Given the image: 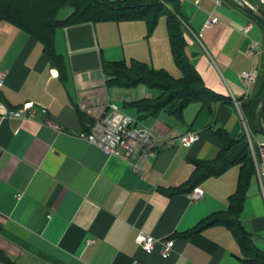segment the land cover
Returning a JSON list of instances; mask_svg holds the SVG:
<instances>
[{
  "label": "crops",
  "instance_id": "1",
  "mask_svg": "<svg viewBox=\"0 0 264 264\" xmlns=\"http://www.w3.org/2000/svg\"><path fill=\"white\" fill-rule=\"evenodd\" d=\"M243 1L264 18L257 0ZM178 8L185 55L219 97L213 114L194 101L180 119L163 109L141 115L132 103L154 99L159 91L106 84L102 64L109 61L134 59L174 72L166 37L148 33L142 20L56 28L53 46L61 70L32 35L0 20L5 72L0 103L14 109L31 101L46 109L30 120H0V251L14 264H244L243 250L223 224L189 233L206 217L225 212L236 188L237 164L201 180L200 200L189 197L191 160H212L224 148L217 128L250 144L254 166L238 217L264 252V164L258 147L264 135L256 113L253 121V111L244 106L264 79V24L236 0H179ZM210 14L218 23L202 29ZM251 41L259 43L254 56L247 51ZM248 69L257 70V77L246 93L240 72ZM109 103L163 142L187 131L198 132L199 140L190 147L163 144L134 170L79 136L106 114ZM139 231L173 239L172 255L161 258L158 248L149 254L139 249Z\"/></svg>",
  "mask_w": 264,
  "mask_h": 264
},
{
  "label": "trees",
  "instance_id": "2",
  "mask_svg": "<svg viewBox=\"0 0 264 264\" xmlns=\"http://www.w3.org/2000/svg\"><path fill=\"white\" fill-rule=\"evenodd\" d=\"M18 1L0 0V20L9 21L32 35L42 45L49 62L59 70H61L62 61L61 57L55 53L53 46L56 28L84 22L142 20L147 26L148 33H151L159 14L163 13L170 53L180 71V76L174 77L164 69H154L134 59L129 62L109 61L102 64L106 84L121 88L143 85L159 91L154 99L138 100L132 103L141 115L154 116L163 109L180 119L186 105L194 101L206 106L213 114L211 106L219 100V97L204 86L185 55L179 0H30L26 8L27 12L22 10L21 2ZM30 6L37 9L33 7L28 9ZM65 7L71 8V12L64 18H58V13ZM24 13L26 18H22ZM263 91L264 79L258 93L244 104L253 111V121H255V113ZM214 134L222 141L224 148L212 160H191L194 168L187 190L190 191L201 180L217 176L228 167L237 164L239 173L236 188L228 198L225 212L206 217L189 233L211 224L221 223L231 230L243 250L244 256L239 259L242 263L264 264V252L254 246L250 234L243 229L238 217L254 166L248 142L244 136L232 138L221 128L215 129ZM0 261L3 264H14L1 251Z\"/></svg>",
  "mask_w": 264,
  "mask_h": 264
},
{
  "label": "built area",
  "instance_id": "3",
  "mask_svg": "<svg viewBox=\"0 0 264 264\" xmlns=\"http://www.w3.org/2000/svg\"><path fill=\"white\" fill-rule=\"evenodd\" d=\"M257 3L264 7V0H257ZM217 23L218 18L210 14L202 29L214 26ZM251 26V23L247 24L242 31L246 33ZM258 49L259 43L251 41L247 51L254 56L259 51ZM240 77L245 85L246 93H248L256 80L257 70H242ZM4 78L5 72L0 71V86L3 84ZM38 112L44 114L46 109L44 107L36 109L35 104L31 101L24 102L21 106L14 109L6 108L0 103V120H30L34 119ZM79 136L87 143L99 148L105 155L125 160L134 170H138L142 162L163 144L168 147H190L199 140L198 132L187 131L163 142L152 130L138 126L132 117L121 111L114 103H109L106 114L99 121L92 124L87 132H82ZM258 147L260 161L264 164V142L259 143ZM202 196L203 190L198 186H194L189 192L192 202L200 200ZM91 241L87 240L86 243L90 244ZM135 243L139 249L148 254L158 248L161 258H168L174 251L173 239L155 238L143 231H139L136 234ZM132 264L139 263L134 261Z\"/></svg>",
  "mask_w": 264,
  "mask_h": 264
},
{
  "label": "rangeland",
  "instance_id": "4",
  "mask_svg": "<svg viewBox=\"0 0 264 264\" xmlns=\"http://www.w3.org/2000/svg\"><path fill=\"white\" fill-rule=\"evenodd\" d=\"M33 1V0H32ZM18 2H21L20 5H22V10H26V8L28 7V5L30 4V0H19ZM36 3V2H35ZM37 4V3H36ZM38 5V4H37ZM33 6H30L28 9L32 8ZM36 8L37 7H33ZM32 11H36L34 9H32ZM27 12V10L25 11ZM71 12V8L69 7H65L64 9H62L59 13H58V18H64L66 15H68ZM26 13L22 14V18H26ZM23 20V19H22ZM153 31L157 32L159 39L162 38V36L166 37V42L168 44V36H167V31H166V26H165V16L163 13L159 14L158 18H157V22L156 25L153 29ZM161 33V35H160ZM169 45V44H168ZM171 54V53H170ZM171 56V55H170ZM171 63L173 65L172 68H174V72H169L170 75H173L174 77H178L179 76V71L178 68L176 67V65L173 62L172 56H171ZM130 60L128 59L127 62H129ZM156 69V68H154ZM159 69V68H157Z\"/></svg>",
  "mask_w": 264,
  "mask_h": 264
},
{
  "label": "water",
  "instance_id": "5",
  "mask_svg": "<svg viewBox=\"0 0 264 264\" xmlns=\"http://www.w3.org/2000/svg\"><path fill=\"white\" fill-rule=\"evenodd\" d=\"M241 6L244 7V9L253 16L258 22L264 24V18L261 17L254 9H252L249 5H247L243 0H236ZM264 110V91L260 98L259 105L256 112V125L258 128V131L264 135V125L262 123V114Z\"/></svg>",
  "mask_w": 264,
  "mask_h": 264
}]
</instances>
